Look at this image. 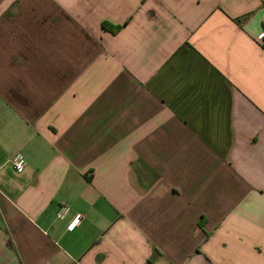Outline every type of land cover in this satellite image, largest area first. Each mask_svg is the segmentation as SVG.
Returning a JSON list of instances; mask_svg holds the SVG:
<instances>
[{
  "label": "crops",
  "instance_id": "1",
  "mask_svg": "<svg viewBox=\"0 0 264 264\" xmlns=\"http://www.w3.org/2000/svg\"><path fill=\"white\" fill-rule=\"evenodd\" d=\"M0 264H264V0H0Z\"/></svg>",
  "mask_w": 264,
  "mask_h": 264
},
{
  "label": "built area",
  "instance_id": "2",
  "mask_svg": "<svg viewBox=\"0 0 264 264\" xmlns=\"http://www.w3.org/2000/svg\"><path fill=\"white\" fill-rule=\"evenodd\" d=\"M9 162L12 168L18 173H22L26 167V161L23 155L21 154H16L12 156ZM69 211L70 209L67 205L61 204L57 211L56 217L58 219H63L69 213ZM83 218L84 217L81 214L74 215L73 218L70 220L69 224L67 225V230L69 232H73L74 230H76L80 226Z\"/></svg>",
  "mask_w": 264,
  "mask_h": 264
},
{
  "label": "trees",
  "instance_id": "3",
  "mask_svg": "<svg viewBox=\"0 0 264 264\" xmlns=\"http://www.w3.org/2000/svg\"><path fill=\"white\" fill-rule=\"evenodd\" d=\"M102 28H103L104 30L108 31V32L111 33V34H116V33L119 31L120 26H112V25H110V24H108V23H103V24H102ZM200 225H201V224H200Z\"/></svg>",
  "mask_w": 264,
  "mask_h": 264
}]
</instances>
